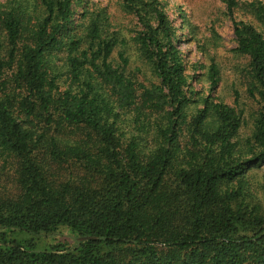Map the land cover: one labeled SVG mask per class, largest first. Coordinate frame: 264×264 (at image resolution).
Returning a JSON list of instances; mask_svg holds the SVG:
<instances>
[{"label":"trees","instance_id":"obj_1","mask_svg":"<svg viewBox=\"0 0 264 264\" xmlns=\"http://www.w3.org/2000/svg\"><path fill=\"white\" fill-rule=\"evenodd\" d=\"M75 1H0V264H264L248 175L264 165V33L233 20L259 106L242 137V111L195 98L157 0H123L148 85L114 58L104 11L83 8L80 23ZM249 9L264 26V5ZM208 79L213 93L214 64Z\"/></svg>","mask_w":264,"mask_h":264},{"label":"rangeland","instance_id":"obj_2","mask_svg":"<svg viewBox=\"0 0 264 264\" xmlns=\"http://www.w3.org/2000/svg\"><path fill=\"white\" fill-rule=\"evenodd\" d=\"M157 1L176 26L180 50L186 62V73L191 78V91L195 98L200 102L202 98L211 95L215 100L242 111L248 125L241 129V135L248 137L252 125L250 116L258 111L259 106L247 93L248 59L235 50L237 44L233 34V20L248 23L264 33V26L255 19L249 9L251 3L264 5V0H235L236 7L232 14L228 13L224 0ZM83 8L89 16L104 11L108 16L110 30L118 31L121 44L115 50L114 58H117L118 52L124 51L130 61L129 72L136 75L145 85L156 82L135 42L138 31L136 19L124 8L123 0H76L75 20H80ZM82 22L85 23L86 20H80V23ZM211 64L218 70V84L213 93L210 92L208 79ZM248 175L250 190H253L256 200L264 206V191L261 187L264 183V165L252 169ZM3 187L9 188L5 175L0 171V189ZM62 235H67V232L63 231ZM64 236H56L54 241L58 239L72 243L71 239ZM13 238L31 239L22 233L14 234ZM51 241L52 239H35V248L42 250L47 243L51 244Z\"/></svg>","mask_w":264,"mask_h":264}]
</instances>
